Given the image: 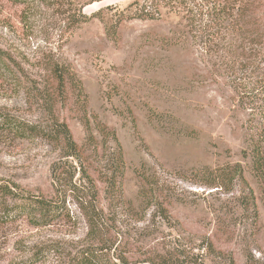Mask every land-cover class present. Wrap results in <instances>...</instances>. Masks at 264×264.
Wrapping results in <instances>:
<instances>
[{
	"label": "rangeland",
	"instance_id": "rangeland-1",
	"mask_svg": "<svg viewBox=\"0 0 264 264\" xmlns=\"http://www.w3.org/2000/svg\"><path fill=\"white\" fill-rule=\"evenodd\" d=\"M145 1L0 0V49L9 56L0 61V178L54 197V162L71 173L76 162L57 161L62 142L19 135L2 126V118L65 122L84 151L106 211L111 200L105 180L119 176V142L121 185L133 206L129 212L112 206L115 214L109 215L117 221L110 218L112 232H104L107 244L117 241L103 250H95L102 246L88 234L72 196L70 216L46 225L28 216L6 220L0 212V264H73L93 250L101 264L115 256L119 264H152L167 250L182 260L188 256L186 264H228L231 257L235 264H264V182L252 167L250 110L203 50L210 39L264 41L258 35L264 34V0H197L192 12L161 6L154 19L135 17ZM207 4L232 13L221 35L209 36L221 24L202 19ZM229 22L250 30L248 37L236 33L222 40ZM56 65L75 71L82 93L71 81L57 87ZM101 127L114 132L117 142ZM238 163L244 179L234 176ZM79 177L76 172L74 182L85 184ZM142 187L163 200L168 218L154 205L141 210Z\"/></svg>",
	"mask_w": 264,
	"mask_h": 264
},
{
	"label": "trees",
	"instance_id": "trees-1",
	"mask_svg": "<svg viewBox=\"0 0 264 264\" xmlns=\"http://www.w3.org/2000/svg\"><path fill=\"white\" fill-rule=\"evenodd\" d=\"M134 3L135 5L139 4L136 1ZM196 5L197 0H146L144 4L140 5L139 11L135 12V17L154 19L156 14H160L161 6L169 7L176 11L180 9L188 13ZM207 6V8L202 6L200 9L202 19L204 16L210 17L208 19L214 22V25L221 24L219 32H215L209 36L221 35L223 22L227 20L226 16H231L232 13L229 12L226 6H210L209 4ZM85 18H89V16H85ZM120 20L121 18L117 20V26ZM233 23L229 22V25L225 27L226 31L222 32L224 33L222 40H225L227 35L235 36L236 33L242 38L248 37L247 35L250 34L248 31L250 30L237 28V24ZM238 29L239 31L237 32ZM258 35L263 36L264 34L259 32ZM203 50L205 56L210 55L207 62L211 64L212 68L220 72V75H226L230 78L229 85L235 92L236 97H238L239 104L243 108L250 110V125L248 128L250 134L248 136H252L250 153L252 167L264 182V41L260 39H248L247 41L237 42L235 38H230L221 43H215L213 39H210L209 44L203 45ZM7 59H9V56L0 49V61L5 62ZM52 74L58 81V88L66 87V82L71 81L81 93L83 92L81 80L77 78L75 71L70 67L56 65L52 69ZM58 97H60L59 93ZM2 123V126L22 136L44 137L57 146L59 142H62V146L59 148L61 155L57 161H61L64 158L66 161L72 160L77 164L75 168L73 167L74 171L71 173L70 170L65 169V165L54 162L51 170L55 191L54 197L28 193L18 184L5 182L0 178V212H2V217L6 220H15L21 216H28L36 224H50L61 217L70 216L67 200L68 196H72L87 222L88 234L97 239L96 243L98 246H102V248L95 247V250L114 248L113 245L117 241V238L110 239L111 244H107L105 239L106 233L104 232L105 229L112 232L110 230L112 227H107L106 223L111 218L109 214H115V209L112 206H117L116 208L120 207L128 212L130 211L129 208L133 207L130 201L125 200L121 185L124 175V160L119 142V153H117L115 166V172L117 171L119 176L116 177L112 173L105 180L107 183L106 195L111 200L110 211H106L100 203L97 184L90 175L83 158L84 151L74 140L72 131L65 122L57 121L48 125L29 124L16 117L3 115ZM99 131L103 134H113V139L117 142L114 132H108L104 127H101ZM90 136L93 135L90 134ZM90 142L94 143L93 137L90 138ZM233 170L234 176L237 175L239 178L244 179V168L240 163L236 164ZM76 172L80 174L79 180L85 181V184L78 185L77 182H74L73 179ZM250 193L249 203L254 206L256 205L255 196L253 191H250ZM139 198L141 199V210H143L142 208L154 205L155 212L161 218L169 217L168 210L158 195L149 193L148 189L142 187L139 192ZM112 202H115V204H112ZM118 203L122 206L118 205ZM112 220L117 221L116 218ZM95 250L83 252L79 257L75 258L73 264H101L99 252ZM182 257V255L176 252L167 250L164 254L158 253L153 258L152 264H186L188 256L184 255V260L181 259ZM114 258L115 260H112L110 263L119 264L116 261V259H119V256H115ZM228 264H235L232 257L229 258Z\"/></svg>",
	"mask_w": 264,
	"mask_h": 264
}]
</instances>
